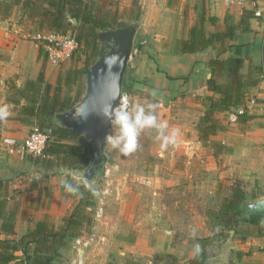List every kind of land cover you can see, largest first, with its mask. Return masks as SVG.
Returning a JSON list of instances; mask_svg holds the SVG:
<instances>
[{"label": "rangeland", "instance_id": "374dc122", "mask_svg": "<svg viewBox=\"0 0 264 264\" xmlns=\"http://www.w3.org/2000/svg\"><path fill=\"white\" fill-rule=\"evenodd\" d=\"M105 3L98 11L111 26L121 19H136L135 9L127 1L105 0ZM35 27L32 20L24 15L21 17L17 9L11 18L0 19V52L6 39L31 40L40 44L36 39ZM67 30L70 37H74L78 31L74 28ZM93 34H84L88 37L85 44L82 41L72 58L59 66H51L43 57L38 58L39 72L43 71L44 82L50 83L52 90L58 75L64 77L69 69L82 70L79 81L69 91L72 105L83 96L86 70L98 57L101 44L98 39L94 43ZM142 36L136 32L123 76L125 83L122 82V92L128 95L130 106L157 104L154 113L157 122L167 125L165 135L177 132L176 143L162 148V140L157 139L158 130L146 128L138 137L137 150L130 154L123 155L106 144V163L94 186L83 181L82 170L56 166L45 174L31 162L33 156L20 152L11 155L0 149V180L6 184H23L25 189L35 181L39 185V195L48 197L49 204L54 207L59 218L56 219L58 226L63 225L64 217L79 210L77 215L81 218L77 236L67 238L66 250L60 254V264H72V260H80V254L83 256L82 264H171L170 258L163 256L160 248L164 243L173 245L174 242L193 243V246L211 253L216 245L229 237L227 230L213 224L212 213L219 209L222 197L229 195L234 185L242 186L248 201L260 195L258 188L252 186L250 181L244 180L234 185L226 183L224 177L220 176L226 161L224 155H214L212 149L203 147L198 141V119L208 102L205 96L199 95L197 81L193 82L194 87L192 83L189 84L196 69H191L184 76L169 74L159 65L160 59L146 50L147 43ZM14 46L15 43L12 44L11 53ZM93 47L97 48L95 52ZM26 61L25 56L20 65H35L31 57L28 58L29 64ZM5 65H14V62L0 63V68ZM199 77H202L201 71ZM262 86L264 88V83ZM61 87L60 99L68 92L65 85ZM17 96L15 93L14 97ZM27 103L28 100L21 99L18 106L5 102L0 105L9 106L8 119ZM218 116L226 131L237 127L228 122L227 115ZM3 120H0V137L6 145L1 133L4 128L7 129L2 126ZM51 121L56 125L53 117ZM30 127L27 125L23 130L28 132ZM111 132L110 126L108 134ZM18 143L14 141L13 144ZM80 143L85 145L86 139L80 138ZM66 183L82 185L88 193V201L94 202V205L78 204L79 197L67 191ZM12 190V194H18L22 188ZM99 206L102 207V215L95 220L94 209ZM75 238L81 240L77 247L72 246Z\"/></svg>", "mask_w": 264, "mask_h": 264}, {"label": "crops", "instance_id": "0c3cea01", "mask_svg": "<svg viewBox=\"0 0 264 264\" xmlns=\"http://www.w3.org/2000/svg\"><path fill=\"white\" fill-rule=\"evenodd\" d=\"M0 1L10 2L11 0ZM94 1L99 6L106 4L105 0ZM123 1H127L135 10H138L140 26L137 33L143 35L141 38L147 43L146 50L160 59L159 65L165 68L169 74H180V76L188 74L191 69H196V72L191 75L189 84L192 83L191 85L194 87L193 82L197 81L199 95L205 97L214 95L207 89L205 83L210 72L207 62L214 57L226 59L232 52L227 51L217 56L215 49L208 46L202 51L177 54L173 50L172 43L177 38L187 39L189 29L195 25L202 26L206 35H210L225 28V19L228 16L237 24L243 10L238 6L230 5L226 0H137L136 6H134L133 0ZM259 6L263 11V16L258 18L252 16L249 19L250 29L246 32L238 31L232 43L242 45L240 72L247 78L248 86H246L245 92L247 95L251 94L250 96L255 95L260 107L248 110L247 113L251 117L246 121L233 123L237 129L219 132L220 135L211 137L221 141L224 145L223 152L220 154L224 155L226 161L221 168L220 176L224 177L225 182L234 185V183H242L247 180L252 186L258 188L260 195L254 196L250 201L264 197V88L261 81V75L264 74V0H259ZM15 13L16 7L6 19L11 18ZM20 16L22 17V15ZM29 22L31 23V21ZM12 35L14 37V34ZM12 35L9 36L13 39ZM14 43L15 46L11 53ZM3 44L0 63L14 62V65H5L0 68V103L15 105L12 102L13 99L20 98L19 96L14 97V94L17 93L16 90L23 89L28 80H35L38 77V61L43 55L39 54V44L31 40L6 39ZM25 56L27 64L30 63L28 58L31 57L35 65L21 66L20 62L25 60ZM200 71L202 77H199ZM21 99L24 98H20V103ZM225 115L228 116V113ZM12 118L3 120L2 125L7 127L1 132L6 145L0 137V144H4V146L0 145V149L6 153L14 141L20 143L27 134V131L23 130L27 125ZM38 186L35 181H32L26 189L23 184L2 182V191L6 194L4 214L12 216L14 225L13 231L3 230L1 228L2 220H0V239L18 241L32 231L35 228V223L45 216L56 229L62 226L57 225L56 222L59 218L56 211L49 204L48 197L43 198L39 195ZM17 187L22 188V191L12 194V189ZM235 187L242 189V186L234 185ZM232 192L225 196H230ZM245 195L247 200V194L245 193ZM72 244L73 247H77L75 240ZM33 247L34 243L30 246L31 251ZM66 247L67 242L60 247L58 256L52 259L51 264L61 263L60 254L66 250ZM263 248L264 225L259 217L256 221L239 225L237 232L230 230L229 237L216 245V249L211 253L205 252L203 248L199 249L197 246H193V243L178 242H174L173 245L164 243L160 250L164 252L163 256L170 258L171 264H192L190 259L202 251L208 254L206 264H264ZM13 254L16 258L9 264L16 262L27 264L21 250H16ZM81 255L80 260L82 261L83 256ZM78 261L79 259L72 260L71 263L78 264ZM163 261L165 262L164 259Z\"/></svg>", "mask_w": 264, "mask_h": 264}, {"label": "trees", "instance_id": "16d2710c", "mask_svg": "<svg viewBox=\"0 0 264 264\" xmlns=\"http://www.w3.org/2000/svg\"><path fill=\"white\" fill-rule=\"evenodd\" d=\"M133 3L136 6L137 0H133ZM14 7L20 15L27 16L32 20L36 25V31H55L67 34V29H78L74 37L80 45H82V41L85 44L88 38L84 34L89 36V34L94 33L93 40L96 43L98 29L111 26L109 21L99 13L98 8L101 6L94 0L0 1V19H6ZM135 12L137 18L138 10ZM252 16L251 11L243 10L237 24L228 16L225 19V28L210 35H206L202 26L195 25L189 29L187 39L177 38L172 43L173 50L177 54L202 51L208 46L215 49L217 56L227 51L232 52L226 59L214 57L207 62L210 72L205 82L206 87L216 96L208 95L205 97L208 103L198 119L197 138L203 147L212 149L214 155L222 153L224 145L221 141L211 137L226 131V126L221 122L218 115L229 113L241 106L246 96L247 78L240 72L242 45L232 43V41L236 38L238 31L246 32L250 29L249 19ZM88 45L87 42L86 46ZM95 49L97 48L93 47L94 52ZM39 50V54L42 53L40 44ZM103 52L104 47L99 45L97 56ZM82 73L81 69H69L64 77L58 75L56 85L52 90L51 84L44 82L43 71H40L35 80H28L23 89L16 90L19 97L28 100V103L21 105L18 113L12 119L26 125L36 124L40 130L49 132L50 139L44 152L45 155L31 159V162L42 169L45 174L56 166L80 171L88 163L86 144L80 143V138L83 137L77 131L56 126L51 121L56 112L72 105L69 91L79 81ZM62 84L66 86L68 92L60 99ZM20 98L13 99L12 102L15 106L20 105ZM250 117L251 115H248L247 112H243L237 115L236 122H244ZM70 184L78 188V192L75 193L79 197L78 204L94 205V202L88 201V193L82 185ZM245 200L246 195L239 187H235L230 196H223L219 209L212 213L214 227H221L228 233L230 230L237 232L242 223L258 220L259 216L256 215L240 220L236 219L241 213V207ZM5 207L6 194L2 191V182L0 181L1 228L13 231V218L4 214ZM78 211L77 209L69 216L64 217L63 225L59 229H56L45 216L35 223V228L32 231L18 241L0 239V264H9L11 260H14L16 257L13 252L16 250L22 251L27 264H51L52 259L58 256L59 249L65 244L66 239L77 236L79 218H81L77 215ZM33 243L34 247L31 251L30 246ZM207 257L208 254L204 251L199 252L190 259V263L206 264Z\"/></svg>", "mask_w": 264, "mask_h": 264}, {"label": "water", "instance_id": "95a60500", "mask_svg": "<svg viewBox=\"0 0 264 264\" xmlns=\"http://www.w3.org/2000/svg\"><path fill=\"white\" fill-rule=\"evenodd\" d=\"M139 26L140 20L137 18L121 19L114 26L98 29V41L105 50L86 70L83 96L53 115L57 126L77 131L86 139L88 164L82 170V179L91 186L96 184L106 163L105 137L110 124L101 112L118 104L123 76ZM253 215L259 216L264 225V197L244 201L236 219Z\"/></svg>", "mask_w": 264, "mask_h": 264}, {"label": "built area", "instance_id": "2783aa9c", "mask_svg": "<svg viewBox=\"0 0 264 264\" xmlns=\"http://www.w3.org/2000/svg\"><path fill=\"white\" fill-rule=\"evenodd\" d=\"M230 5L238 6L241 10H249L253 13L254 18L262 17L263 11L259 6V0H226ZM68 34V33H67ZM67 34L58 33L55 31L36 32V39L39 41L43 59L51 66H59L62 63L69 61L80 44L75 37H70ZM261 81L264 83V74L261 75ZM122 99H126L129 104V97L126 93L121 92L118 103ZM260 104L254 96L246 94L244 103L228 113V122L235 123L237 115L243 112H248L250 108H259ZM49 132L40 130L37 126L32 125L23 140L17 145H11L7 149L8 154L25 153L33 157H42L46 146L49 142ZM102 215V207L94 209L93 218L99 220ZM75 244L80 245L81 240L75 239ZM264 253V248L262 249ZM78 264H82L79 260Z\"/></svg>", "mask_w": 264, "mask_h": 264}, {"label": "clouds", "instance_id": "9594fccd", "mask_svg": "<svg viewBox=\"0 0 264 264\" xmlns=\"http://www.w3.org/2000/svg\"><path fill=\"white\" fill-rule=\"evenodd\" d=\"M157 107L158 105L154 103H148L146 106L141 104L130 106L126 99H122L116 106H109L106 111L101 112L112 128V132L105 137V143L123 155L130 154L137 150L138 137L146 128L158 130L157 139L162 140V148L176 143L177 132L165 135L164 129L167 125L157 122V116L154 114ZM9 115V106L0 105V120L6 119ZM65 187L71 193L78 192V188L70 183H66Z\"/></svg>", "mask_w": 264, "mask_h": 264}, {"label": "flooded vegetation", "instance_id": "af4514ba", "mask_svg": "<svg viewBox=\"0 0 264 264\" xmlns=\"http://www.w3.org/2000/svg\"><path fill=\"white\" fill-rule=\"evenodd\" d=\"M87 164H88V163H87ZM86 166H87V165H86ZM86 166H85V167H86ZM85 167H84V168H85ZM84 168H83V169H84Z\"/></svg>", "mask_w": 264, "mask_h": 264}]
</instances>
